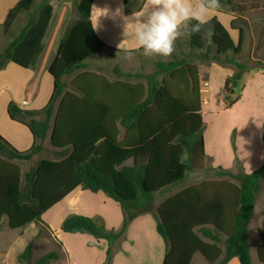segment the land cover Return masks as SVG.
Segmentation results:
<instances>
[{
  "label": "trees",
  "instance_id": "1",
  "mask_svg": "<svg viewBox=\"0 0 264 264\" xmlns=\"http://www.w3.org/2000/svg\"><path fill=\"white\" fill-rule=\"evenodd\" d=\"M132 1L124 0L129 10ZM93 2L79 0V21L66 29L48 66L54 79L48 105L40 111H24L15 103L8 106L9 118L30 130L34 145L19 151L0 135V234L3 217H7L10 230H19L42 223V216L78 187L92 193L102 191L122 210L124 219L118 231L107 230L100 220L79 215L65 219L62 230L106 240L109 246L105 264H112L117 242L136 218L153 212L155 195L178 186L189 171L204 162V127L194 61L212 60L234 66L235 73L226 83L231 91L251 68L234 59L242 52L244 30L239 29L235 43L213 19L215 35L211 43L199 33L190 34L187 59L159 61L148 75L119 73L138 82L112 83L86 71V63L108 49L90 22ZM222 2L230 6L233 0ZM35 3L19 1L10 10L4 29L31 11ZM231 13L234 26L240 18L235 10ZM52 16L53 8L45 2L6 47L0 57V70L9 62L23 69L36 65L45 48L43 40ZM76 72L68 86L63 79ZM178 83H184L185 93L177 94ZM37 115L43 119L37 120ZM119 126L125 129L122 140ZM47 140L58 158L40 160L24 175L23 183L20 167L14 161H31L42 153ZM219 175L229 176L238 184L205 182L178 192L158 207L157 231L167 246L162 264H190L198 253L209 264H227L232 258L252 264L248 225L264 178V163L251 174L220 171ZM32 257L30 242L19 259L30 261ZM260 258L264 262L262 255ZM59 259L58 253L49 252L35 264Z\"/></svg>",
  "mask_w": 264,
  "mask_h": 264
},
{
  "label": "crops",
  "instance_id": "2",
  "mask_svg": "<svg viewBox=\"0 0 264 264\" xmlns=\"http://www.w3.org/2000/svg\"><path fill=\"white\" fill-rule=\"evenodd\" d=\"M19 1L21 0H0V37L5 36L3 24L10 10ZM222 1L219 0L220 8L210 13L211 20L217 19L229 32L235 43L239 40V29L244 30L241 52L244 54L248 32L244 26L237 27V23L233 26V14L228 9L229 5ZM38 2L39 0H36L31 11L20 15L21 18H26V23L21 31L40 9L41 5ZM143 2L144 0H133L129 10L126 8L124 0H94L90 11V22L99 39L108 47L103 53L124 57L122 50L118 52V45L122 41L123 49L135 50L137 48L134 37L135 25L131 23L127 25L125 37V22L115 16V11L122 5L123 15L131 16L133 12L141 10ZM50 5L53 8V20L56 6L53 2H50ZM239 18L248 21L244 16ZM48 30L43 40L44 51L34 67L23 69L9 62L4 69L0 70V135L19 151L31 149L34 145V138L25 125L9 118L8 106L10 103H15L24 111H40L48 105L54 90V79L47 69L55 58L59 45V43L55 45L56 39L47 45ZM252 48L254 51L255 43ZM139 55H141L140 51H133V56ZM196 71L199 82L200 114L204 127V163L214 176L211 179L199 181L207 174L191 171V184L178 185L180 189L171 196L205 182L228 181L237 185L236 180L228 179V176H221L219 172L227 171L236 175L237 165L240 164L241 173L251 174L261 168L264 163V70L250 69L246 71L239 81L238 87L232 91L227 88L226 83L235 73L234 66L212 60L203 61L196 64ZM23 102H26V105H22ZM36 119L42 120L43 116L37 115ZM119 130V138L122 140L125 129L119 126ZM127 165L130 164L127 162ZM216 188L221 190V187ZM161 192L169 193V190ZM171 196L165 198L164 201ZM73 215L100 220L107 230L118 231L124 219L119 204L102 191L92 193L78 187L42 216V221L46 222L54 233L62 248V256L68 264H77L78 262L80 264H105L109 246L106 240L97 239L90 234H68L62 230L65 219ZM248 235L252 264H264L260 258V255L264 257V240L262 238L264 235V178L261 180L256 196L254 215L248 225ZM222 239L225 240L226 237L222 236ZM203 241L212 243L208 239H203ZM222 246L221 249L224 253ZM166 252L167 246L157 231V221L151 213H147L139 216L129 225L121 249L114 253L112 264H138L139 258L142 256L143 264H162ZM190 264L209 263L198 253L193 256ZM227 264L241 263L238 258H232Z\"/></svg>",
  "mask_w": 264,
  "mask_h": 264
},
{
  "label": "rangeland",
  "instance_id": "3",
  "mask_svg": "<svg viewBox=\"0 0 264 264\" xmlns=\"http://www.w3.org/2000/svg\"><path fill=\"white\" fill-rule=\"evenodd\" d=\"M45 2H53L56 6V14L51 22L50 28L47 34V45L55 40V45H57L64 35L66 29L72 27L79 21V14L77 11V6L79 0H39L40 5ZM231 12L235 10L236 14L241 17L244 16L248 21L240 19L236 26H244L246 28L247 38L244 49V54L234 56V59L240 63H243L250 67L251 69L263 68L264 70V0H233V3L228 8ZM64 16V18H62ZM62 18V20H61ZM26 23V18L18 17L14 26L9 29H3L4 37H0V52L1 56L4 55L6 48H3L11 41L14 37L19 35L22 27ZM2 35V30H1ZM189 41L190 35H186L176 41V51L168 58L163 57H144L142 54L139 56H133L132 60H127L124 57L112 56L107 53L96 56L92 60L86 63V71L100 74L112 83L116 82H138L135 78H126L119 73H129L131 75L141 74L148 75L156 70L155 64L159 61L168 62L173 59H185L189 55ZM49 43V44H48ZM255 43L256 48L253 51V44ZM7 47V46H6ZM3 52V53H2ZM253 52V53H252ZM187 59V58H186ZM195 64L203 61L196 60ZM79 72H76L70 78H64L63 81L69 86L72 80ZM159 80L161 79L158 78ZM177 94L185 93L186 87L184 83H178ZM71 88L68 87V90ZM54 149L51 147L49 140L45 142L44 150L41 154L34 156L31 161H14L21 170L22 181L24 183V175L29 172L36 164L42 159L56 160ZM131 164V162H128ZM195 171H200L201 173H206L207 176L201 177L199 181L203 179H211L214 174H212L205 163H199L194 167ZM236 175L241 173L240 164L237 165ZM191 171L187 173V178L179 184V186H185L191 184ZM228 179L233 180V178L228 176ZM235 180V179H234ZM198 181V182H199ZM170 187L167 188L169 193L158 192L155 195L153 212L151 213L155 220L158 219L157 209L158 206L165 198L171 196L173 193L177 192L180 187ZM174 188V190H173ZM166 189V190H167ZM163 191V190H162ZM210 228H213L210 226ZM127 233V232H126ZM136 233V232H135ZM200 237L202 235L197 230ZM136 235V234H135ZM123 239L118 241L115 246V251L121 249ZM33 242V257L30 261L19 259L20 255L24 252L26 246ZM49 252L58 253L61 259L57 261H52L50 264H68V262L63 258V251L61 246L58 244L54 233L46 222L31 224L25 228L19 230H10L8 226L7 217L2 219V230L0 234V264H35V262L45 254ZM140 259V263L143 264V256ZM77 264H80L79 262Z\"/></svg>",
  "mask_w": 264,
  "mask_h": 264
},
{
  "label": "clouds",
  "instance_id": "4",
  "mask_svg": "<svg viewBox=\"0 0 264 264\" xmlns=\"http://www.w3.org/2000/svg\"><path fill=\"white\" fill-rule=\"evenodd\" d=\"M219 8V0H144L140 11L124 16L121 5L115 16L125 22V37L127 25H135L137 48L123 49L122 41L118 52L122 50L127 60L133 59V51H140L144 57L168 58L176 51V41L193 33L211 43L215 28L210 13Z\"/></svg>",
  "mask_w": 264,
  "mask_h": 264
},
{
  "label": "built area",
  "instance_id": "5",
  "mask_svg": "<svg viewBox=\"0 0 264 264\" xmlns=\"http://www.w3.org/2000/svg\"><path fill=\"white\" fill-rule=\"evenodd\" d=\"M22 105H26V102H23Z\"/></svg>",
  "mask_w": 264,
  "mask_h": 264
}]
</instances>
